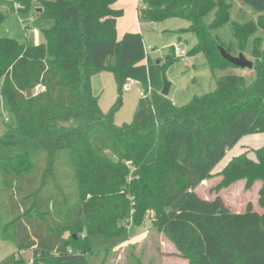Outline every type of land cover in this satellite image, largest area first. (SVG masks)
Masks as SVG:
<instances>
[{
  "label": "trees",
  "instance_id": "16d2710c",
  "mask_svg": "<svg viewBox=\"0 0 264 264\" xmlns=\"http://www.w3.org/2000/svg\"><path fill=\"white\" fill-rule=\"evenodd\" d=\"M35 1L52 24L45 42L0 38V101L10 113L0 134V238L16 246L14 264H26L20 254L28 250L31 264H88L92 250L77 234L83 223L89 233L116 237L145 218L188 264H264V211L247 202L236 214L218 194L205 200L195 193L215 176V193L237 181L244 190L260 182L264 209V148L253 159L231 157L212 174L239 139L264 133V37L255 35L264 32V0H239L258 13L255 23L242 24L228 20L224 0H141L138 22L188 21L178 31L195 37L187 55L202 53L216 83L180 107L161 93L148 95L146 84H162L163 69L147 58L138 32L116 39V0ZM17 5L28 13L31 1ZM4 17L0 9V23ZM226 23L239 52L252 39L248 80L215 75L237 68L222 59L218 47L229 46L213 33ZM175 59L167 55L165 65ZM103 70L114 74L119 92L126 80L143 86L131 123H114L120 94L101 112L90 80Z\"/></svg>",
  "mask_w": 264,
  "mask_h": 264
},
{
  "label": "rangeland",
  "instance_id": "374dc122",
  "mask_svg": "<svg viewBox=\"0 0 264 264\" xmlns=\"http://www.w3.org/2000/svg\"><path fill=\"white\" fill-rule=\"evenodd\" d=\"M229 4L228 20L242 24L245 22H256L257 13L239 0H224ZM17 2L14 0H2L0 9L4 12V20L0 23V38H11L18 43L28 45H38L44 43V32L51 27V23L38 11L40 8L38 2L32 0L28 13L19 14L16 10ZM214 15L211 11L204 20L210 24ZM32 17L30 21L29 18ZM121 17L130 20L134 27L139 28L141 38H143L144 51L149 56L150 62L158 64L163 69L166 81L170 84L167 94L175 106L180 107L192 100L193 97L212 92L216 83L209 69L206 67L205 58L202 53H196L194 56L187 55V51L195 44V37L189 32H179V29L188 27V21L179 18H170L163 20L162 23L136 22L133 19V12L128 14L122 12ZM33 30L36 33H33ZM120 30H118L119 33ZM220 41L227 47L232 55L241 53L246 59L252 62L251 48L252 39H249L242 51L237 50L236 41L231 34L230 24L226 23L213 30ZM255 35L264 37V32L257 30ZM174 47L183 52L180 56L174 53ZM238 51V52H237ZM173 54L176 58L172 63L165 65L167 55ZM114 60H111L113 63ZM239 74L247 80L253 76L252 69H238L227 67L223 72L216 71L215 75ZM93 94L97 97V102L102 113L108 112L115 104L120 94V104L113 113L115 125L131 123L133 114L138 104V99L143 91V86L137 82L134 86L126 88L129 80H126L119 92L116 85L115 76L111 71L103 70L93 75L90 80ZM149 93H158L162 91L163 85L157 86L146 84ZM41 90L40 87L31 92L36 94ZM10 115L5 105L0 101V134L5 130V120ZM220 168V167H219ZM238 182V181H237ZM236 183V182H235ZM232 183V184H235ZM211 186V185H210ZM209 185L200 187L197 193H202L211 197L214 193L208 192ZM228 188V187H227ZM230 192H223L224 198L231 204L238 202L245 204L254 200L252 191L245 192L241 190V185L231 188ZM251 190V189H250ZM122 234L116 237H104L99 234L89 233L85 224L82 225V232L78 236L87 238L91 253L87 256L88 264H188L187 259L179 257L173 243L162 233H156L150 229L147 218L144 219L142 227H135L129 222L125 226ZM1 233V231H0ZM75 233L74 235L77 236ZM67 237L68 235L65 234ZM17 255L16 246L0 238V264H14L13 258ZM20 257L31 264V251L23 252Z\"/></svg>",
  "mask_w": 264,
  "mask_h": 264
},
{
  "label": "crops",
  "instance_id": "0c3cea01",
  "mask_svg": "<svg viewBox=\"0 0 264 264\" xmlns=\"http://www.w3.org/2000/svg\"><path fill=\"white\" fill-rule=\"evenodd\" d=\"M14 1L17 2V0H14ZM30 1L32 2V0H30ZM111 7L114 10L120 9L122 12H127L128 14H130V16H131V13L133 12V19L136 22H138V20H137V9L142 7V5H141V0H116V2L111 5ZM257 16H258V13H257L255 18H257ZM115 23H116V39H121V37L125 33H128V32L132 33V32H138L139 31L138 25H137V27H134L133 23L130 20L123 19V17H121V16L116 18ZM138 24H139V22H138ZM118 30H120L119 33H118ZM143 46H144V44H143ZM233 56H237V53H235ZM147 58L150 59L148 55H147ZM142 63L145 64L146 60L143 61ZM261 148H264V133H261V134L255 133V134L245 135L244 137L239 139V141L235 144V146L230 148V150H228L225 153V156L214 167L212 174L219 172L229 162L231 157H234V156H237L240 154H245V155H247L248 158L253 159L254 158L253 151H255L257 149H261ZM220 180H221V177L215 176V178L201 182L199 184V186L197 188H195V193L198 194V196H200L201 198H203L205 200H212L215 197V195L218 194L222 198L225 205L228 208H230V210H232L236 214H241L244 212V210H245L244 207L247 204V202L251 203V206L255 212H257L258 214L263 213L264 209L258 207V205H257V199H258V192L257 191L261 186L260 182H255L248 190L245 191V192L252 191L254 193V200L249 201L247 198L246 203L243 205V204H239L238 202H236L234 204L233 203L230 204L226 200V198H224L223 192H225V191L230 192L232 190L231 188L237 187L238 185H241V187H242L241 190H244V181H238L235 184H231V186H229L228 188L220 189L217 193H215L213 191V189H214L215 185L220 182ZM206 185H209L208 192L214 193V195H212L211 197H208L206 195H202V193H197V191L200 187H206Z\"/></svg>",
  "mask_w": 264,
  "mask_h": 264
},
{
  "label": "water",
  "instance_id": "95a60500",
  "mask_svg": "<svg viewBox=\"0 0 264 264\" xmlns=\"http://www.w3.org/2000/svg\"><path fill=\"white\" fill-rule=\"evenodd\" d=\"M41 10L42 9L38 8L39 12H41ZM218 51H220L221 57L224 61L229 62L230 64L241 70L243 69L251 70L253 68L252 62L246 59L244 55H242L241 53H239L237 56H233L230 52L225 51L222 47H218ZM162 84L163 87H162L161 95L165 97L168 94L170 84L166 81L164 75H162ZM26 92H27L26 93L27 98L32 96L30 89H27Z\"/></svg>",
  "mask_w": 264,
  "mask_h": 264
},
{
  "label": "built area",
  "instance_id": "2783aa9c",
  "mask_svg": "<svg viewBox=\"0 0 264 264\" xmlns=\"http://www.w3.org/2000/svg\"><path fill=\"white\" fill-rule=\"evenodd\" d=\"M16 8H18V5H16ZM29 20L31 21L32 20V17H30ZM33 33H36V31L33 30ZM174 53H176L177 56L178 55L180 56V54H182L181 50H179L176 47H174ZM136 83H137V81L134 80V79L133 80H129V84L126 86V88L127 89L130 88V87L134 86V84H136ZM4 120L7 121L6 119H4Z\"/></svg>",
  "mask_w": 264,
  "mask_h": 264
}]
</instances>
